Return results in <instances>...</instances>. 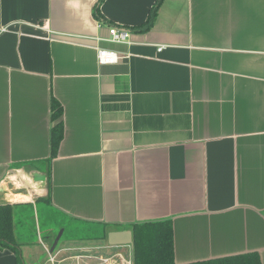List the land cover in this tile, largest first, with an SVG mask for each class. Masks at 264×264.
Instances as JSON below:
<instances>
[{
    "label": "crops",
    "instance_id": "crops-1",
    "mask_svg": "<svg viewBox=\"0 0 264 264\" xmlns=\"http://www.w3.org/2000/svg\"><path fill=\"white\" fill-rule=\"evenodd\" d=\"M98 1L0 0V205L84 227L54 264H132L107 235L162 220L176 264H264V0H163L145 32L156 0Z\"/></svg>",
    "mask_w": 264,
    "mask_h": 264
},
{
    "label": "trees",
    "instance_id": "trees-1",
    "mask_svg": "<svg viewBox=\"0 0 264 264\" xmlns=\"http://www.w3.org/2000/svg\"><path fill=\"white\" fill-rule=\"evenodd\" d=\"M99 0L94 7V17L102 21L99 13ZM163 0H156L149 11L148 18L142 25L131 28L132 31L145 32L152 27L157 11ZM62 108L60 104L51 102L50 148L51 158L57 153L63 135ZM132 234V264H176L174 262L173 229L170 220L157 222L136 223L130 226ZM0 249H9L16 254L17 264H25L22 260L20 247L14 232V206L0 205ZM189 264H262L256 253L239 254L235 256L217 258L209 261Z\"/></svg>",
    "mask_w": 264,
    "mask_h": 264
},
{
    "label": "rangeland",
    "instance_id": "rangeland-1",
    "mask_svg": "<svg viewBox=\"0 0 264 264\" xmlns=\"http://www.w3.org/2000/svg\"><path fill=\"white\" fill-rule=\"evenodd\" d=\"M55 217L54 219H56ZM57 219L60 218L57 217ZM14 223V231L18 234V239H20L19 241L25 245L20 246V248L22 251V257L26 264H54V262L50 261V257L55 254V249L63 246V244L66 245L64 242L65 237H72L73 235L78 240H81L89 236L88 232L83 230L84 227L80 226L76 228L72 225L69 226L68 221H65L64 219L58 221L57 223L51 221V224L47 225L50 229L48 232V229L44 226L46 222L43 220L40 213L37 215V213L21 214L19 212H15ZM69 234L70 236H67ZM46 237L56 240L54 241L55 245L57 243L55 246L56 248H52V246L49 245L50 242ZM126 253L127 251H125L123 255L126 256Z\"/></svg>",
    "mask_w": 264,
    "mask_h": 264
},
{
    "label": "built area",
    "instance_id": "built-area-1",
    "mask_svg": "<svg viewBox=\"0 0 264 264\" xmlns=\"http://www.w3.org/2000/svg\"><path fill=\"white\" fill-rule=\"evenodd\" d=\"M109 36H110V41L115 43H121V42H126V40H128L129 32L124 29L111 27L109 29ZM97 59L99 64L101 65H113L119 61L120 56L113 51L98 50Z\"/></svg>",
    "mask_w": 264,
    "mask_h": 264
},
{
    "label": "water",
    "instance_id": "water-1",
    "mask_svg": "<svg viewBox=\"0 0 264 264\" xmlns=\"http://www.w3.org/2000/svg\"><path fill=\"white\" fill-rule=\"evenodd\" d=\"M107 240L111 246L131 245L132 234L129 231L111 232L107 235Z\"/></svg>",
    "mask_w": 264,
    "mask_h": 264
}]
</instances>
